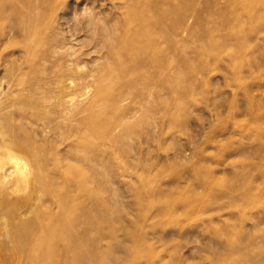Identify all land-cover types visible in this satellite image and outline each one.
I'll return each mask as SVG.
<instances>
[{
	"label": "rangeland",
	"instance_id": "obj_1",
	"mask_svg": "<svg viewBox=\"0 0 264 264\" xmlns=\"http://www.w3.org/2000/svg\"><path fill=\"white\" fill-rule=\"evenodd\" d=\"M3 1L0 88L6 90L13 81L12 92L6 95L11 100L21 98L20 91L28 94L19 82L33 73L30 62L48 49L39 47V41L53 37L61 43L68 38L70 50L86 52L79 55L78 73L92 74L111 56L102 33L87 27L88 11L116 31V38L125 39L129 16L135 26L143 10L139 0H44L45 4L37 0L41 4L32 15L39 24L32 28L35 36L27 40L16 12L28 10L32 0ZM171 4L178 11L167 20L172 29L180 14L194 11L185 36L187 75L174 90L159 93L169 95L170 105L155 102L151 119L135 125L130 137L107 149L106 160L112 159L114 166L108 169L109 177L100 176L104 186L85 179L96 169L82 159L81 151L98 134L99 124L91 132L84 122H72L66 139L48 140L54 152L70 157L68 178L78 183L80 176L85 177L90 199L100 207L95 212L109 211L108 219L94 231L98 259L86 253L85 262L264 264V0ZM75 28L78 35L72 37ZM27 43L32 53L27 52ZM86 94L78 98L81 107L93 96ZM100 167L97 174L106 170ZM28 182L0 189V210L5 208L0 214V264H27L26 253L12 245L14 226L33 221L42 203H48L41 200L33 174ZM23 198L27 204L21 208L17 202Z\"/></svg>",
	"mask_w": 264,
	"mask_h": 264
},
{
	"label": "bare ground",
	"instance_id": "obj_2",
	"mask_svg": "<svg viewBox=\"0 0 264 264\" xmlns=\"http://www.w3.org/2000/svg\"><path fill=\"white\" fill-rule=\"evenodd\" d=\"M139 1L143 10L135 18L138 24L134 26L129 16L125 39L116 38L115 30L114 33L104 22L98 23L100 20L93 16L94 11H88L85 24L92 32L102 33L103 43L110 48L111 56L92 74L77 71L79 55L86 52L70 50L66 44L68 38L60 43L57 38L50 37L47 42L37 41L39 47L47 45L48 49L30 62L33 73L19 82L27 87L28 94L25 96L20 91L17 95L21 98H8L6 95L12 92L10 84L13 87V81L6 90L0 88V189L5 191L11 185L30 183L28 177L33 174L36 188L42 194L41 200H48L42 203L33 221H21L14 226L16 236L12 245L26 253L27 264H87L86 253L98 259L99 242L94 231L100 228L102 219H108L109 211L101 215L95 212L100 207L96 199H90L92 192L86 180H95L98 186H104L100 176L109 177L108 169L114 166L112 159L106 160L107 149L116 141L130 137L135 125L149 119L155 102L170 105L169 95L160 96L159 93L174 90L175 84L187 75L185 36L194 11L179 13L178 26L172 29L167 20L178 12L172 7L174 0ZM37 3L32 0L28 10L16 12L27 40L35 36L32 28L39 24L32 15L41 4ZM3 8L4 1L0 0V13H5ZM75 29L72 37L78 35ZM26 45L27 52H33V47ZM61 82L69 83L64 87ZM90 93L93 94L90 101L81 107L78 98ZM31 95L38 98L34 100ZM76 121L84 122L91 132L99 124L93 141L81 148L85 151L82 159L92 162L96 171L100 166L106 169L103 174L93 171L91 178L80 176L78 183L68 178L72 169L67 162L70 157L60 156L48 145L49 138L66 139L74 128L72 122ZM77 150L74 148L75 153H79ZM105 160L107 162L103 163ZM17 203L24 208L27 199ZM4 209L0 214L5 213ZM14 213L10 210V214ZM69 255H73L71 262ZM48 258L52 261L47 262Z\"/></svg>",
	"mask_w": 264,
	"mask_h": 264
}]
</instances>
